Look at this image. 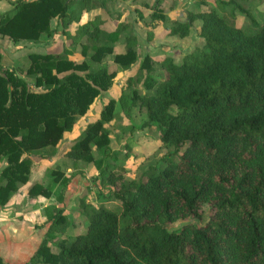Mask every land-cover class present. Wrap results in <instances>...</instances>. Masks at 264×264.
<instances>
[{"label": "trees", "instance_id": "16d2710c", "mask_svg": "<svg viewBox=\"0 0 264 264\" xmlns=\"http://www.w3.org/2000/svg\"><path fill=\"white\" fill-rule=\"evenodd\" d=\"M76 1L16 0L11 10L0 12V38L37 42L42 35L52 36L51 20L64 21ZM87 2L78 4L84 9ZM217 2L220 14L188 11L184 20L166 22L170 35L185 37L199 20L204 44L180 63L163 59V77L155 81L147 73L148 90L142 95L133 91L123 100L144 111L142 126L156 128L159 142L172 146L177 160L150 165L135 179L109 167L116 152L110 150L105 127L115 116V100H108L99 118L60 154L71 163H94L99 177L107 172L106 186H114L111 197L117 203L107 208L80 202L86 230L61 241L58 251H52L48 239L63 215L52 207L42 225L48 224L43 238L24 264H264V23L244 10L256 26L248 31L236 24L229 2ZM150 18L163 21L165 14L155 8ZM121 29L104 32L100 41L103 30L83 25L78 35L92 42L89 60L100 63L114 54L121 68L134 64L133 46L114 53ZM86 50L82 45L81 55ZM27 58L26 73L41 91L32 90L12 69L0 70V208L29 180L34 153L48 150L38 158L59 153L64 135L116 76L115 70L91 69L85 57L76 60L65 51L32 52ZM139 68L153 70L149 57ZM93 150L103 157L95 159ZM63 168L51 169L54 183L70 180ZM28 194L49 198L52 192L34 183ZM180 219L196 222L168 229ZM0 264L9 263L0 256Z\"/></svg>", "mask_w": 264, "mask_h": 264}, {"label": "rangeland", "instance_id": "374dc122", "mask_svg": "<svg viewBox=\"0 0 264 264\" xmlns=\"http://www.w3.org/2000/svg\"><path fill=\"white\" fill-rule=\"evenodd\" d=\"M78 1L70 5L64 21L57 18L51 20V27L55 29L52 36L42 35L37 42H12L6 38H0V70L12 69L18 76L27 80L31 85L30 88L35 91H41V89L33 86L34 77L26 73L27 55L32 52L65 51L76 60H82L85 57L91 63V69L105 66L115 70L116 76L111 87L94 100L89 113L77 119L74 130L62 140L59 147L57 146L58 150L66 148L71 141L77 139L87 124L99 118V113L107 101L114 99L115 116L105 124L110 136V150L116 152L115 159L108 161L109 167H115L116 173H122L126 179H135L150 165L163 167L168 161H176L177 156L172 154L173 147L159 142L157 129L142 126L145 121L144 111L137 105L129 108V102L123 100L130 98L133 91L142 95L148 90L144 86L147 73L155 81L163 77L164 70L161 65L163 59L170 58L175 63H180L188 53L204 44L198 33L199 20L193 22L189 34L185 37L170 35L165 29L166 22L172 18L184 20L188 11L215 10L220 14L217 0H87L84 9ZM221 1L229 2L238 26L248 31L256 27L255 24H251L244 10L248 11L258 24L264 23V0ZM155 8L163 11L165 20L151 21V13ZM83 25L90 28L97 27L103 30V33L122 26L118 40L114 43V53L123 52L126 46L131 45L136 51L137 61L126 70L113 61L114 54L106 55L100 63L90 61L92 42L87 35L81 33L78 35ZM103 33L100 41L104 39L105 33ZM7 42L11 43L10 46L6 44ZM82 45H87L85 56L81 55ZM144 56L151 60L153 70L146 71L139 68ZM128 108L129 113L126 114ZM47 152L48 150H42L34 153V157L37 158L32 161L29 180L19 184L18 189L11 195L12 197L16 195L13 202L8 205H13L21 216L34 211L32 214L36 221L37 232L46 230L48 224L42 225L47 221L52 207H55L54 211L61 209L63 220L59 224L52 225L50 232L53 238L48 239L52 251H58L61 241L67 243L75 235L86 230L87 219L84 208L79 205L80 202L86 206L109 208L117 203V200L111 197L114 186H106L104 176L107 172L99 177L100 172L94 163L81 160L71 163V160L62 157V153L52 156L49 161L38 158V155L47 154ZM93 155L95 159L103 157V154L94 150ZM3 164L4 158H0V168ZM63 165H66L65 171L69 168L67 174L71 178L67 184L54 183L51 169L58 166V169L60 167L64 170ZM39 182L51 189V200L43 199L42 195L34 196L31 200L27 190L34 183ZM59 195L61 198L57 199ZM38 205L41 208H38ZM42 205L45 206L42 208ZM187 222L195 223L196 221L180 219L168 224L167 227L169 230H176Z\"/></svg>", "mask_w": 264, "mask_h": 264}, {"label": "crops", "instance_id": "0c3cea01", "mask_svg": "<svg viewBox=\"0 0 264 264\" xmlns=\"http://www.w3.org/2000/svg\"><path fill=\"white\" fill-rule=\"evenodd\" d=\"M15 1L16 0H0V12L11 10L14 6L13 3ZM6 44L10 46L11 43L7 42ZM36 52L43 53L42 50ZM69 133H66L63 139ZM62 140L60 141V143L62 142ZM60 143L58 144V147ZM58 147H57V151L59 153H57L56 155H61L60 152L65 148L62 150H58ZM51 158H40V159L44 161L45 160L49 161L51 160ZM68 170L69 168L65 171L66 174L68 173ZM15 196L16 195H14L13 197L11 196L8 203L3 208L0 209V256L2 257L3 261L5 262L7 261L9 264H24L38 247L40 241L43 238L45 231L39 230V232H37L35 230L36 221H34V215L32 214L34 211H29L27 213H24L23 216H21L19 212L13 208V205H8L11 204V202H13ZM33 199L34 197H31V200ZM43 199L51 200V197L50 198L43 197ZM44 206L42 205V208ZM38 208H41V206L38 205Z\"/></svg>", "mask_w": 264, "mask_h": 264}]
</instances>
